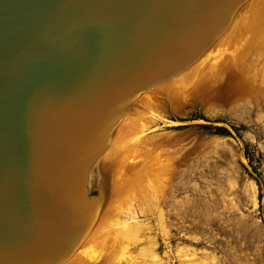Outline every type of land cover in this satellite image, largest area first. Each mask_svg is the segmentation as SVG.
I'll list each match as a JSON object with an SVG mask.
<instances>
[{"label":"water","instance_id":"1","mask_svg":"<svg viewBox=\"0 0 264 264\" xmlns=\"http://www.w3.org/2000/svg\"><path fill=\"white\" fill-rule=\"evenodd\" d=\"M246 1L0 0V264L70 252L107 187L124 110Z\"/></svg>","mask_w":264,"mask_h":264},{"label":"rangeland","instance_id":"2","mask_svg":"<svg viewBox=\"0 0 264 264\" xmlns=\"http://www.w3.org/2000/svg\"><path fill=\"white\" fill-rule=\"evenodd\" d=\"M256 1L258 6L252 3V9L251 4L244 8L240 21L244 28L237 35L238 41L234 42L235 49L240 47L239 55L235 53L236 58L230 60L227 52L222 51L220 58L215 57L216 62L213 60V65H205L206 70L202 69L200 76L177 91H169L165 80L153 86L154 90L148 92L150 96H144V101L134 106L137 109L133 112L134 119L144 130L139 129L129 138L131 144L136 142L129 153L137 148L134 153L139 154L129 157L117 198L118 202L125 203L133 194L137 195L136 189L142 183L149 180L166 183L168 187L176 181L197 183L201 188L210 186L214 191L216 178L224 179L229 173V177L237 181V192L225 195L234 194L240 199L239 211L233 216L245 227L243 233L238 235L235 227L223 229V222L219 221L218 225L213 223L196 229L200 238L193 244L215 251L221 258L228 256V248L234 245L245 264H264V84L261 83L264 75H259V60L264 57L259 59L258 49L259 29H264V0L261 4ZM251 23L258 30L257 34L255 30L248 32V27H253ZM255 40L256 49L252 48ZM226 169L229 172L226 173ZM185 184L175 197L189 195V187ZM253 187L255 203L251 199ZM209 196L206 192L205 197ZM161 206L166 209L165 203ZM138 216L146 218L150 213L146 210ZM184 226L187 225L183 228L189 233L188 226ZM94 243L98 251L102 243ZM230 264L238 263L231 261Z\"/></svg>","mask_w":264,"mask_h":264},{"label":"bare ground","instance_id":"3","mask_svg":"<svg viewBox=\"0 0 264 264\" xmlns=\"http://www.w3.org/2000/svg\"><path fill=\"white\" fill-rule=\"evenodd\" d=\"M255 1L247 0L244 7H242L244 4L241 5L223 34L187 68L168 79L166 84L164 83L165 87L170 89L169 91H177L188 81L200 76L202 74L200 71L204 69L205 65L212 64L213 60L216 62L215 57H219L222 51H226L227 57L233 60L236 56L235 53L240 50L239 46L235 49L236 43L234 42L238 41L237 35L243 27L240 21L244 15V8L251 4L252 9V3L256 5ZM257 3L261 4L262 0ZM255 23L256 20L253 24ZM253 27H248V32L255 30V34H257L258 30L255 29V25ZM263 33L264 29H259V59L264 57ZM257 40H255V45H252L254 49L258 47ZM230 46L232 48L228 49ZM221 58L223 59V57ZM225 61L227 60L225 59ZM259 75H264V59L259 60ZM261 83L264 84V79ZM151 88L124 110L112 147V161L107 187L84 230L69 247L70 252H67V255L61 259L59 257L57 264H70L71 262L98 264L100 261L101 264H230L231 261L245 264L240 257L241 254L236 252L234 245L228 248L230 254L221 258V255L216 254L215 251L199 248L193 244L198 242L200 238L196 229L203 226L206 228L213 223L218 225L219 221L223 222L221 225L223 229L233 230L235 227L238 235L243 233L245 227L233 216L235 211H239L240 199L238 200L237 195L234 194L225 195L231 191L236 193V186H238L236 179L229 177L230 174L227 173L229 172L227 169L225 171L227 176H224V179L216 178L214 191H211L210 186L201 188L197 183L186 182L188 184H185L176 181L168 187L166 183H156L149 180L142 183L136 189L137 195L133 194L125 203L117 201L122 190L121 185L125 180L124 168L130 160L129 157L139 154V152L134 153L137 148L133 149L131 154L129 153L130 148L136 145L134 141V145L131 144L129 138L139 129L144 130L139 128L138 122L134 119L133 112L137 110L134 106L142 103L143 99L150 96L148 92L154 90ZM144 96L146 97L144 98ZM184 184L189 187V195L186 194L183 198L175 197V194L181 191ZM251 190V199L255 203L254 187ZM206 192L211 196L205 197ZM162 202L165 203L166 209L161 206ZM146 210L149 211L150 216L140 218L139 213H144ZM231 214L233 217L230 216ZM185 219H188L186 223H184ZM183 225L188 226L189 233L184 231ZM172 228L174 231L171 230ZM224 238L228 239V237ZM95 241L102 243L98 251L95 249ZM242 243L243 241H241Z\"/></svg>","mask_w":264,"mask_h":264}]
</instances>
